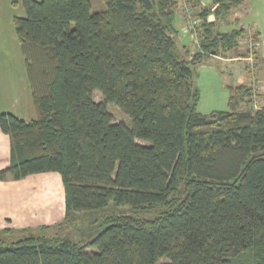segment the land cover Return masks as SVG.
Masks as SVG:
<instances>
[{"label":"trees","instance_id":"1","mask_svg":"<svg viewBox=\"0 0 264 264\" xmlns=\"http://www.w3.org/2000/svg\"><path fill=\"white\" fill-rule=\"evenodd\" d=\"M102 1L97 13L90 0L19 1L13 25L35 117L0 113L10 144L0 181L58 173L65 214L1 229L0 264H264L260 34L228 19L245 0H186L200 52L177 43L178 0ZM232 57L251 81L227 87V110L201 115L192 68ZM84 212L101 213L100 230L74 242Z\"/></svg>","mask_w":264,"mask_h":264},{"label":"rangeland","instance_id":"2","mask_svg":"<svg viewBox=\"0 0 264 264\" xmlns=\"http://www.w3.org/2000/svg\"><path fill=\"white\" fill-rule=\"evenodd\" d=\"M19 1L0 0V113H11L19 117L28 118L25 117L27 112L23 103L16 104L14 100L17 96L16 94H20L21 91L27 97L26 99L31 100L26 90L27 76L13 25V17L24 16V11ZM178 1L180 7V0ZM204 1L208 2V0ZM16 2L18 3L16 4ZM90 3L91 13L105 10V4L102 0H90ZM236 18H241V20L243 18L242 22L250 32L254 31L253 27L256 24L260 32V45L258 47L260 46V52L264 56V0H245L240 7L233 9L228 16L231 23ZM227 27L221 24L219 29H215V31L223 32L228 29ZM189 41L187 38L184 40L186 43ZM189 43L192 48L197 47L194 40ZM196 51L200 52L199 50ZM232 55L235 56V54ZM241 63L239 61L211 58L209 61H202L192 68L194 73L192 78L193 86L199 91L200 98L197 105L198 113L205 116L212 111L227 110V87L238 84L239 78L244 75L243 80L240 79L239 81L242 80L249 83L250 80L243 72L245 64ZM257 69L259 80H262L261 82L264 84V59H258ZM261 86L264 87V85ZM93 98L96 102H102L101 94L98 92L94 93ZM262 100L264 101V97ZM107 110L112 115L114 123H122L129 126V118L114 105H107ZM46 188H48V185L46 187L45 185L39 186V194L41 195ZM100 214L98 212L80 213L79 223H76V227L73 226L75 229L68 233L67 237L74 242H85L92 239L100 230L97 226L99 223L92 224V222Z\"/></svg>","mask_w":264,"mask_h":264},{"label":"crops","instance_id":"3","mask_svg":"<svg viewBox=\"0 0 264 264\" xmlns=\"http://www.w3.org/2000/svg\"><path fill=\"white\" fill-rule=\"evenodd\" d=\"M200 5H210V1L205 2L204 0H196ZM213 1V0H212ZM204 2V3H203ZM243 20V18H242ZM241 20V23L243 24ZM176 29L179 31L177 35V43L181 48L188 49L190 41L184 42L189 37L183 30V20L178 16L176 20ZM248 34H252L258 31L256 24H254V31H248ZM183 36V37H182ZM187 36V37H186ZM260 45V43H259ZM259 46V59H264V56L260 52ZM230 61H239L245 64L242 60L232 58ZM241 63V64H242ZM24 64V62H23ZM245 67L243 72L245 74ZM245 76V75H244ZM239 78L243 80V77ZM238 80V83H239ZM243 82V81H242ZM26 90L30 96V92L27 88V77H26ZM14 98L16 104H22L27 112V115L19 117L13 114L15 117L29 121L35 117L32 99L28 100L23 95V92L17 93ZM24 98V99H23ZM28 100V101H27ZM30 103H32L30 105ZM22 106V107H23ZM33 110V111H32ZM10 156V144L8 135L4 134L0 130V171L4 170L9 165ZM45 187L48 185L42 194H39V186ZM65 214L64 207V189L61 181V177L58 173H40L27 176L20 180H4L0 181V230L4 228L11 229H25L33 228L40 225H51L62 221Z\"/></svg>","mask_w":264,"mask_h":264},{"label":"built area","instance_id":"4","mask_svg":"<svg viewBox=\"0 0 264 264\" xmlns=\"http://www.w3.org/2000/svg\"><path fill=\"white\" fill-rule=\"evenodd\" d=\"M181 6H180V11L182 13V16L184 17L185 20V25H184V32H188L190 34V37L194 40V42L196 43V50H200L199 48V40H198V36L196 33V26L198 24V21L196 19H194L193 15H192V11L191 9L188 7L187 5V1L186 0H180ZM251 47H254V44L250 43ZM247 62H249L251 65L254 64V60L253 58L250 56L246 59ZM252 67V66H251ZM252 76L253 79H255V71L252 72ZM257 88V87H256ZM253 109H258L259 108V102L257 101V99L254 97L253 98Z\"/></svg>","mask_w":264,"mask_h":264}]
</instances>
